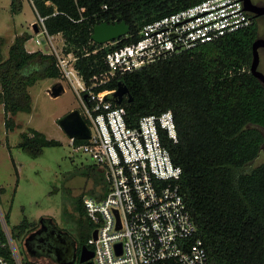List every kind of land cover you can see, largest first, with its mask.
<instances>
[{
    "label": "trees",
    "instance_id": "16d2710c",
    "mask_svg": "<svg viewBox=\"0 0 264 264\" xmlns=\"http://www.w3.org/2000/svg\"><path fill=\"white\" fill-rule=\"evenodd\" d=\"M31 1L49 33L62 34L64 50L76 55V67L91 85L93 76L109 70L105 56L110 47L93 40L95 25L126 21L130 33L115 40L118 46L126 45L140 37L146 24L202 0ZM21 9L22 1L12 0V10ZM251 17L252 23L241 29L94 87L110 91L124 81L130 95L120 104L132 125L144 115L173 111L179 140L162 132V141L183 169L180 191L210 264H264V162L247 168L264 146V83L250 70L259 22ZM30 38V33L17 35L7 58L0 48V103L9 131L18 126L15 115L32 110L29 87L41 78L61 77L54 55L26 48ZM20 138L18 146L34 157L45 147L62 145L33 127ZM85 142L75 139V145ZM97 170L88 167V172ZM96 188L91 195H100ZM80 209L85 214L83 198ZM85 218L78 223L81 246L93 229ZM37 226L25 218L16 231L25 236ZM21 259L23 264H45L26 255Z\"/></svg>",
    "mask_w": 264,
    "mask_h": 264
},
{
    "label": "built area",
    "instance_id": "2783aa9c",
    "mask_svg": "<svg viewBox=\"0 0 264 264\" xmlns=\"http://www.w3.org/2000/svg\"><path fill=\"white\" fill-rule=\"evenodd\" d=\"M39 19V30L50 42L48 54L56 57L61 77L80 96L91 131L85 143L75 145L76 138L72 142L104 172V184L97 188L100 195L83 197L86 217L93 225L86 244L94 251L90 260L93 264H210L180 191L183 169L162 141V132L179 140L173 111L144 115L132 125L127 109L107 99L116 89L97 92L94 87L116 74L133 72L251 24L244 1L202 0L146 24L130 44L103 43L110 47L105 56L109 70L93 76L91 85L76 67V55L64 50L65 41L61 46L54 42L60 33L50 34L44 17ZM8 255L23 264L0 206V264H11Z\"/></svg>",
    "mask_w": 264,
    "mask_h": 264
},
{
    "label": "rangeland",
    "instance_id": "374dc122",
    "mask_svg": "<svg viewBox=\"0 0 264 264\" xmlns=\"http://www.w3.org/2000/svg\"><path fill=\"white\" fill-rule=\"evenodd\" d=\"M21 1L22 9L13 11L12 0H0V48L5 58L16 36L23 33L32 35L26 44L28 50H41L44 53L51 50L47 35L35 30L34 23L39 29L41 23L32 1ZM254 2L264 5V0ZM258 22L260 37H264V15L258 17ZM54 42L61 46L64 42L62 34L57 35ZM259 69L264 73V48L260 49ZM57 83H62L65 90L55 97L50 90ZM29 92L32 110L20 111L14 116L18 126L13 131L6 128V115L0 103V206L8 217V226L21 258L28 254L24 236L17 234L16 227L25 218L39 224L41 217H52L60 227L78 238V223L86 217L80 209L81 200L84 195H91L92 189L104 184L102 169L83 149H76L77 146L59 124V120L69 112L76 109L81 113L84 111L82 100L72 83L62 77L41 78L29 87ZM29 127L44 132L49 138L60 140L62 145L45 147L41 155L32 156L18 146L21 133ZM263 162L264 146L247 168ZM94 165L100 174L88 172V167ZM38 260L45 264H56L44 257Z\"/></svg>",
    "mask_w": 264,
    "mask_h": 264
},
{
    "label": "water",
    "instance_id": "95a60500",
    "mask_svg": "<svg viewBox=\"0 0 264 264\" xmlns=\"http://www.w3.org/2000/svg\"><path fill=\"white\" fill-rule=\"evenodd\" d=\"M243 1L245 4V9L254 16L260 17L264 15V5L257 4L254 2V0ZM34 27L36 31H39L37 23H35ZM130 31L131 26L126 21L115 23L103 22L95 25L92 38L95 42L103 44L127 36ZM261 48H264V37L257 38L253 44V61L250 70L264 83V73L259 69ZM64 90L65 88L63 84L57 83L50 90V93L56 97L61 95ZM129 95L130 90L127 84L124 81H120L117 89L107 95V99H111L117 103H122L125 96ZM59 124L70 136V138L87 139L91 135L87 121L78 109L73 110L63 116L59 120ZM40 222L42 224L41 227L28 235L24 240V244L26 245L30 254L38 257H50L56 264H74L78 257V246L75 237H73L68 232H63L52 217H42ZM50 223H52V225ZM49 225H51L54 229L53 242L49 241L50 237L46 235ZM61 231L68 237L70 241L69 249H67V244L63 243V240H60L59 238V232ZM38 236L40 237L39 245L32 249L30 245ZM94 236L97 237V231L94 232ZM50 245H52L51 250L54 252L53 255L44 252V250L47 249L46 247ZM93 256L94 251L91 250L86 244L82 245L79 253V264H93V262L90 260Z\"/></svg>",
    "mask_w": 264,
    "mask_h": 264
},
{
    "label": "flooded vegetation",
    "instance_id": "af4514ba",
    "mask_svg": "<svg viewBox=\"0 0 264 264\" xmlns=\"http://www.w3.org/2000/svg\"><path fill=\"white\" fill-rule=\"evenodd\" d=\"M43 217H45V216H43ZM42 218V217H41ZM41 218H40V220H41ZM55 221V220H54ZM51 225H52V223H50ZM41 222L39 221V224H38V226H37V228L35 229V230H37L38 228H40L41 227ZM51 225H49L48 226V228H47V236L48 237H50V240L49 241H51V242H53V227L51 226ZM58 225V224H57ZM58 227L63 231V232H68L69 234H71L69 231H67L66 229H64V228H62V227H60L59 225H58ZM34 230V231H35ZM34 231H32V232H34ZM59 232L60 233V236H59V238H60V240H63L62 242L63 243H65V244H67V246H68V248L67 249H69L70 248V241H69V239H68V237L63 233V232ZM32 232H30L29 234H27V235H25L24 236V240H25V238L28 236V235H30ZM73 237H75L73 234H71ZM39 236L38 237H36V239L33 241V243L30 245L31 246V248L33 249V248H35V247H37L38 245H39ZM75 239L77 240V246H78V257H77V261L76 262H79L78 260H79V253H80V248H81V240L79 239V238H77V237H75ZM54 244V243H53ZM25 245V244H24ZM25 248L27 249V247H26V245H25ZM47 249H45L44 250V252H46V253H48V254H50V255H53L54 254V252L51 250V248H52V245H50V246H48V247H46ZM39 249V248H38ZM43 257V256H42ZM44 258H47V259H51L50 257H44Z\"/></svg>",
    "mask_w": 264,
    "mask_h": 264
},
{
    "label": "crops",
    "instance_id": "0c3cea01",
    "mask_svg": "<svg viewBox=\"0 0 264 264\" xmlns=\"http://www.w3.org/2000/svg\"><path fill=\"white\" fill-rule=\"evenodd\" d=\"M34 26H35V23H34ZM30 39H31V38H30ZM30 39H29V40H30ZM29 40H28V41H29ZM28 41H27V42H28ZM27 42H26V44H27ZM26 48H27V47H26ZM29 51H30V50H29ZM27 254H28V255H26V256H28L30 259H33V258H34V259L38 260V259H40V258L42 257V256H40V258H38V256H33V255H31L30 252L28 251V249H27ZM37 258H38V259H37ZM42 263H43V262H42Z\"/></svg>",
    "mask_w": 264,
    "mask_h": 264
}]
</instances>
